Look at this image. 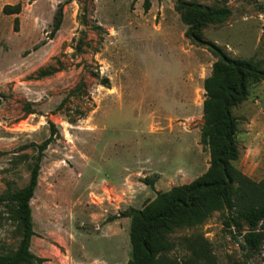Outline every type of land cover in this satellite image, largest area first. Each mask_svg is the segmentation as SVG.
Returning <instances> with one entry per match:
<instances>
[{"label":"rangeland","instance_id":"obj_1","mask_svg":"<svg viewBox=\"0 0 264 264\" xmlns=\"http://www.w3.org/2000/svg\"><path fill=\"white\" fill-rule=\"evenodd\" d=\"M186 1L232 13L207 24L195 41L186 35L177 0H151L149 10L144 0H0V193L7 180L28 183L30 144L49 138L55 126L31 199V251L44 259L33 264H128L131 219L120 214L208 170L209 150L201 144L204 81L218 57L207 43L264 68V0ZM18 3L15 31L16 15L2 8ZM59 7L62 25L53 36ZM233 114L234 164L261 181L264 80L250 83ZM7 216L0 205L1 253L20 240ZM228 217L214 211L200 225L177 228L168 256L188 259L190 239L209 248L201 264H262L242 247Z\"/></svg>","mask_w":264,"mask_h":264},{"label":"trees","instance_id":"obj_2","mask_svg":"<svg viewBox=\"0 0 264 264\" xmlns=\"http://www.w3.org/2000/svg\"><path fill=\"white\" fill-rule=\"evenodd\" d=\"M150 6L151 0H144L145 10ZM176 7L184 11L183 18L189 25L186 35L195 41L201 40V31L207 24L225 21L232 13L227 6L213 7L186 0H177ZM21 10L19 3L5 4L2 8L4 14L16 15L13 20L15 31L19 27ZM62 17L59 7L52 25L53 36L62 25ZM207 44L218 57L204 81L201 144L209 150L210 166L206 173L189 183L158 191L143 208H131L120 214L131 219L132 258L128 264H201L209 258L206 243L199 249L196 242L189 239L190 256L180 262L168 256L173 249L169 235L177 228L204 223L214 211H226L230 215L228 224L239 229L242 247L250 254L261 256L264 264V178L254 181L234 164L239 158V150L236 142L238 120L233 114V108L248 98L250 83L264 80V68L253 59L231 57L216 44ZM51 127L49 138L39 144H30L35 147V154L34 161L28 166V183L17 187L15 181L7 180L6 189L0 193V205L5 207L8 219L17 224L20 235L15 250L0 252V264L44 261L31 251L35 235L31 199L38 186L45 151L54 139V124ZM144 182L154 185L149 178H144ZM243 223L245 231L240 230Z\"/></svg>","mask_w":264,"mask_h":264}]
</instances>
